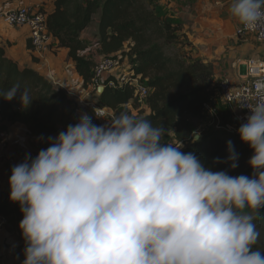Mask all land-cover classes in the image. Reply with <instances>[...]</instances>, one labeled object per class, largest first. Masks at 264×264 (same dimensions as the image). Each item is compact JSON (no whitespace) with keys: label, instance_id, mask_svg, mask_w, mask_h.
I'll return each mask as SVG.
<instances>
[{"label":"clouds","instance_id":"9594fccd","mask_svg":"<svg viewBox=\"0 0 264 264\" xmlns=\"http://www.w3.org/2000/svg\"><path fill=\"white\" fill-rule=\"evenodd\" d=\"M228 11L246 29L264 27V0H231ZM18 93L30 106L19 83L0 97ZM249 108L238 132L253 150L251 177L213 171L182 143L164 142L163 125L127 111L104 125L84 113L49 136L9 178L23 264H264L254 222L264 209V98ZM227 147L236 169L239 154Z\"/></svg>","mask_w":264,"mask_h":264},{"label":"trees","instance_id":"16d2710c","mask_svg":"<svg viewBox=\"0 0 264 264\" xmlns=\"http://www.w3.org/2000/svg\"><path fill=\"white\" fill-rule=\"evenodd\" d=\"M40 11L47 17L48 32L54 40L53 49L67 50L85 89L91 83L98 59L112 58L119 65L126 62L125 68L131 76L140 77L149 90L145 102L147 112L133 114L127 106L131 105L133 110L139 106L131 84L119 83L115 76H110L104 92L94 98L100 108L112 110L114 116L127 111L150 120L153 125H163L166 130L164 142L182 143V151L195 152L213 171H227L232 176H252L253 169L248 161L253 150L240 137L214 128L205 113L207 105L218 110L213 105L216 93L208 66L192 60L188 52L167 54V48L175 45L181 52L193 48L180 24L162 18L154 9H149L144 0H54L51 12ZM97 15L95 54L83 56L88 47L82 35ZM109 81H115L114 88L108 87ZM17 83L22 89L29 90L33 101L24 108L19 93L10 102L0 97V134L16 124L24 125L33 139L30 143L35 154L31 156L35 157L40 149L49 146L46 143L49 136L55 137L69 124H75L79 108L66 91L54 86L37 71L22 68L9 59L6 46L0 44V92ZM83 111L93 123L102 125L95 119L93 111ZM226 112L227 118L221 114L224 123L230 119L227 109ZM195 136L199 139L194 142ZM229 140L239 154L236 169H231L230 162H225ZM24 157H20L19 163ZM215 158L221 162L216 163ZM11 169L8 166L9 178ZM10 191L8 179L4 189L0 186V216L8 220V228L14 230L19 238L13 264H23L26 245L19 227L23 213L19 203L10 200ZM262 210L261 214H264Z\"/></svg>","mask_w":264,"mask_h":264},{"label":"crops","instance_id":"0c3cea01","mask_svg":"<svg viewBox=\"0 0 264 264\" xmlns=\"http://www.w3.org/2000/svg\"><path fill=\"white\" fill-rule=\"evenodd\" d=\"M0 2L5 8L22 6L45 12H51L54 9V0H0ZM196 2L199 6L194 8L189 16L193 34H189L191 32L187 26L182 28L183 32L193 47L196 46L202 51V62L207 66L212 65L213 85L214 82L216 84L227 79L237 85L247 75V62L264 60L262 44L255 34L237 35V30L242 24L228 11L231 0H196ZM98 17L99 15L94 17L95 29L92 31L93 20L91 27L82 35V40L88 47V50L82 53L83 56L95 54L94 44L98 35ZM0 44L6 46V55L9 59L17 62L22 68L37 71L54 86L66 92H76L84 88L82 79L77 75L74 64L68 58L67 50L53 49L45 61L35 56L30 45L29 28L9 27L0 23ZM120 71L121 69H118L113 76L119 74ZM127 108L133 110L131 105ZM111 114L114 112L112 111ZM108 121L101 120L100 122L104 125ZM1 135L9 139L11 144L9 155L16 158V164L19 163L22 155L35 154L34 150L28 149L33 139L24 125L16 124ZM8 179V165L0 163L2 189L8 184ZM0 243L2 245L0 264H13L20 244L18 235L7 227L0 233Z\"/></svg>","mask_w":264,"mask_h":264},{"label":"built area","instance_id":"2783aa9c","mask_svg":"<svg viewBox=\"0 0 264 264\" xmlns=\"http://www.w3.org/2000/svg\"><path fill=\"white\" fill-rule=\"evenodd\" d=\"M0 23H4L9 27L29 28L32 51L40 60L45 61L47 55L52 52L54 40L48 32L47 17L41 11L22 6L5 8L0 2ZM246 34H255L260 40L264 51V27L249 30L242 25L237 30V35L244 36ZM118 66V61L112 58L98 59L93 71V78L88 88H82L76 92H67L79 108L75 123L85 113L83 109L93 111L95 119L99 121L111 120L114 117V114H111L112 110L100 108L90 96L92 94H94L93 97L99 96L98 90L106 87V82H108L110 76L117 73ZM246 68L247 75L237 85L228 79L223 80L219 84L222 101L230 114V119L227 123L223 122L218 110L210 105L205 106V113L210 118L214 128L238 137H240L238 132L240 125L245 123L247 117L251 115L249 107L255 105L261 98H264V60H250L247 62ZM120 69V73L115 76L117 81L119 83H130L134 91L136 103L140 106H145L146 99L149 95V90L145 83L140 77H132L127 68ZM115 85V81H109L108 83V87L110 88H114ZM10 145L7 137L3 136L0 138V163L13 167L16 165L17 160L14 156L9 155ZM8 225V220L0 216V233ZM1 252L2 245L0 243V254Z\"/></svg>","mask_w":264,"mask_h":264},{"label":"rangeland","instance_id":"374dc122","mask_svg":"<svg viewBox=\"0 0 264 264\" xmlns=\"http://www.w3.org/2000/svg\"><path fill=\"white\" fill-rule=\"evenodd\" d=\"M145 3L147 4L149 9H154L158 15H160L162 18L167 19L168 21L182 24L181 27L187 28L189 27V34H193L192 31V24H190V14L191 11H193L194 8H198V2L196 0H144ZM97 19V18H96ZM99 20V17H98ZM96 24H95V19H94V24L92 25V31L95 29ZM194 37V36H192ZM192 40V39H191ZM178 46H172L167 48V54H173V53H184L186 54L188 52L189 57L192 60H198L202 62V51H200L196 46L193 48H186L183 52L178 50ZM203 63V62H202ZM125 64L119 65L118 69L124 68ZM208 71L213 73V67L211 64L208 66ZM219 84L220 82H217L215 84L214 82V88H215V97L213 99V105L221 112V114L224 116V118H227V112H226V107L224 106V103L221 98V94L219 92ZM57 87V86H56ZM94 94L90 96L92 100H94L95 96L93 97ZM138 108H135L134 110H131L133 114H143L147 112V108L145 106H140L138 105ZM197 123V122H196ZM171 136V135H170ZM29 150H35V148H32L31 143H29ZM30 152V151H29ZM28 154V153H27ZM30 154V153H29ZM245 211H249L246 209ZM263 211V210H262ZM259 210L258 214L256 215L255 219V224L260 232V237L258 240V244L256 245L257 248L264 250V218H262L261 214L262 212Z\"/></svg>","mask_w":264,"mask_h":264},{"label":"water","instance_id":"95a60500","mask_svg":"<svg viewBox=\"0 0 264 264\" xmlns=\"http://www.w3.org/2000/svg\"><path fill=\"white\" fill-rule=\"evenodd\" d=\"M104 90H105V88H103V87L100 88V89L98 90V94H99V96L104 92ZM198 139H199V136H195L193 141L195 142V141H197Z\"/></svg>","mask_w":264,"mask_h":264}]
</instances>
